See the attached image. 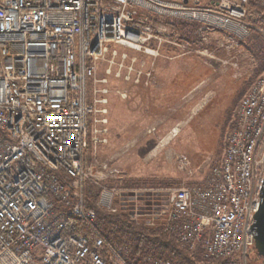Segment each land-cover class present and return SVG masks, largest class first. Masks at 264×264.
Wrapping results in <instances>:
<instances>
[{
  "label": "built area",
  "instance_id": "2783aa9c",
  "mask_svg": "<svg viewBox=\"0 0 264 264\" xmlns=\"http://www.w3.org/2000/svg\"><path fill=\"white\" fill-rule=\"evenodd\" d=\"M252 1L0 0V264H106L108 256L130 264V246L87 207L90 183L100 187V208L137 220L140 208L164 202V233L181 248L200 251L206 261L248 264L264 187V75L241 99L221 164L202 183L110 186L108 165L97 170L85 154L90 141L108 142L107 76L118 54L107 57L110 43L153 56L163 43L183 46L153 17L244 39L254 28V3L264 10V0ZM126 58L123 53L117 76ZM103 61L105 76L98 77ZM132 71L137 82L153 75L132 64L126 78ZM180 162L189 164L186 156ZM70 216L91 226L93 241L65 233Z\"/></svg>",
  "mask_w": 264,
  "mask_h": 264
},
{
  "label": "rangeland",
  "instance_id": "374dc122",
  "mask_svg": "<svg viewBox=\"0 0 264 264\" xmlns=\"http://www.w3.org/2000/svg\"><path fill=\"white\" fill-rule=\"evenodd\" d=\"M254 1L258 0L252 4ZM254 7L259 6L254 3ZM256 18L257 13L251 19V34L236 41L228 32L205 29L198 22L153 17L167 25L183 45L163 43L158 56L109 44L111 52L107 57L112 58V50L118 54L112 74L107 76L108 142L90 141L85 154L89 162H96L97 170L108 165L110 177L106 184L119 188H179L202 183L221 164L241 99L250 84L264 75V18ZM167 22L188 23V33L182 34L184 39H179ZM123 53L127 54L125 67L117 76ZM132 64L135 70L152 71L153 75L137 82L132 71L126 78ZM107 66L106 61L98 63V77L105 76ZM91 86L90 83V89ZM123 91L127 97L121 95ZM89 130L90 137L95 136L91 123ZM175 130L176 134L166 143ZM181 156L188 158L187 167L180 162ZM139 210L136 221L145 218L151 227L163 222L166 214L164 202ZM147 252L140 256L143 264H150L149 258H155ZM190 253L197 262L202 260L200 251ZM248 264H259L254 249L248 252Z\"/></svg>",
  "mask_w": 264,
  "mask_h": 264
},
{
  "label": "trees",
  "instance_id": "16d2710c",
  "mask_svg": "<svg viewBox=\"0 0 264 264\" xmlns=\"http://www.w3.org/2000/svg\"><path fill=\"white\" fill-rule=\"evenodd\" d=\"M259 7H254L257 13L256 19L264 18ZM155 20V19H154ZM169 27L173 28L179 34V39H184L183 33H188V23H169ZM183 41V40H182ZM90 183L88 187L87 207L96 210L98 219L103 222L104 226L110 229L111 235L114 239L122 241L131 248L130 264H143L141 255L152 252L154 257L158 259L162 264H183L184 261L190 264H224L231 259L222 258L211 261L198 260L193 257L186 249L181 248L175 240L164 233L163 222H158L155 226L151 227L148 224V220L145 218L141 222H137L132 219L129 214L121 212H109L97 205L100 187ZM117 226L118 229L112 231V227ZM82 232L90 237V240L94 239V232L89 224L84 222L78 217L70 216L67 221V228L65 233ZM255 251L254 246L250 249ZM151 250V251H149ZM148 255V254H147ZM106 264H115L114 261L108 256L106 257ZM168 262V263H165Z\"/></svg>",
  "mask_w": 264,
  "mask_h": 264
},
{
  "label": "water",
  "instance_id": "95a60500",
  "mask_svg": "<svg viewBox=\"0 0 264 264\" xmlns=\"http://www.w3.org/2000/svg\"><path fill=\"white\" fill-rule=\"evenodd\" d=\"M262 201L259 210L255 213V241L254 248L259 257V264H264V187L261 193Z\"/></svg>",
  "mask_w": 264,
  "mask_h": 264
},
{
  "label": "bare ground",
  "instance_id": "6f19581e",
  "mask_svg": "<svg viewBox=\"0 0 264 264\" xmlns=\"http://www.w3.org/2000/svg\"><path fill=\"white\" fill-rule=\"evenodd\" d=\"M176 134V130L174 131V134L173 135H170L166 138L165 142L167 143L171 138L172 136H174Z\"/></svg>",
  "mask_w": 264,
  "mask_h": 264
}]
</instances>
